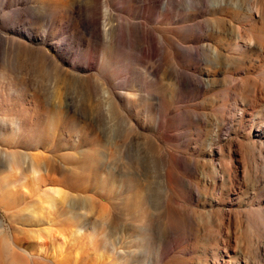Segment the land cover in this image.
I'll list each match as a JSON object with an SVG mask.
<instances>
[{
	"label": "rangeland",
	"instance_id": "374dc122",
	"mask_svg": "<svg viewBox=\"0 0 264 264\" xmlns=\"http://www.w3.org/2000/svg\"><path fill=\"white\" fill-rule=\"evenodd\" d=\"M0 264H264V0H0Z\"/></svg>",
	"mask_w": 264,
	"mask_h": 264
}]
</instances>
